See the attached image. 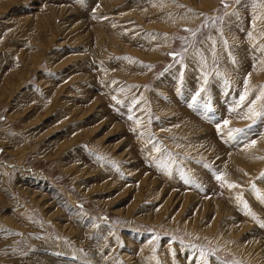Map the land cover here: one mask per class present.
Listing matches in <instances>:
<instances>
[{"label":"rangeland","instance_id":"obj_1","mask_svg":"<svg viewBox=\"0 0 264 264\" xmlns=\"http://www.w3.org/2000/svg\"><path fill=\"white\" fill-rule=\"evenodd\" d=\"M0 60V264H264V0H0Z\"/></svg>","mask_w":264,"mask_h":264},{"label":"crops","instance_id":"obj_2","mask_svg":"<svg viewBox=\"0 0 264 264\" xmlns=\"http://www.w3.org/2000/svg\"><path fill=\"white\" fill-rule=\"evenodd\" d=\"M157 5H158V3H157ZM257 36V35H256ZM239 57H241V55L239 56ZM239 59H241L242 60V57L241 58H239ZM240 61V60H239ZM0 63H1V60H0ZM241 70H242V67H241ZM243 74V73H242ZM254 107H253V114H247V115H245V118H246V123H247V120L251 117V115H253L252 116V118L253 117H258V109H259V107H260V105L256 108V106H255V104L253 105ZM242 123H243V121H242ZM241 124V123H240ZM247 125V124H246ZM1 133H4V134H6V135H8V131H6V130H3ZM250 133V132H249ZM15 139H17V138H15ZM44 244L45 243H43V245H41L40 243L38 244V246H37V249H38V247L40 248L39 250H42L44 247ZM38 250V251H39Z\"/></svg>","mask_w":264,"mask_h":264},{"label":"snow or ice","instance_id":"obj_3","mask_svg":"<svg viewBox=\"0 0 264 264\" xmlns=\"http://www.w3.org/2000/svg\"><path fill=\"white\" fill-rule=\"evenodd\" d=\"M229 122L228 121H225V124H228ZM235 131H237V132H243L244 130L243 129H236ZM253 143H255V141H253ZM217 179H221V177H217ZM233 186H235V185H233Z\"/></svg>","mask_w":264,"mask_h":264}]
</instances>
